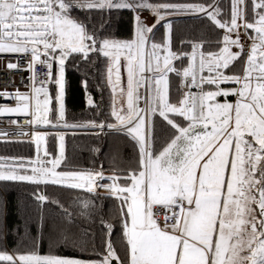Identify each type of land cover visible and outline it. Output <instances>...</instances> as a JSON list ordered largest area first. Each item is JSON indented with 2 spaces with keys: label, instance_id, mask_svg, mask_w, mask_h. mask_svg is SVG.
<instances>
[{
  "label": "snow or ice",
  "instance_id": "obj_1",
  "mask_svg": "<svg viewBox=\"0 0 264 264\" xmlns=\"http://www.w3.org/2000/svg\"><path fill=\"white\" fill-rule=\"evenodd\" d=\"M123 11L132 24L126 39L92 23L95 14L110 20ZM183 16L207 20L222 38L181 41L191 51L173 50L175 18ZM3 56L10 57L8 72L29 73V91L0 92V100L16 101L0 106V122L25 118L29 132L21 127L18 134L30 135L35 155L0 157V264H264V0H229L227 6L221 0H0ZM100 58L109 110L90 94L86 104L106 119L70 123L68 66L78 71L80 63ZM38 66L45 71L37 72ZM81 87L87 93L86 77ZM7 122L18 125L15 118ZM61 129L122 134L134 149L131 166L114 167L113 156L107 175L103 164L71 167ZM9 135L0 129V142H10ZM89 151L98 155L101 149ZM10 183L35 186L41 206L59 205L41 186L82 190L89 194L78 198L88 219L102 194L114 198L116 223L100 217L103 250L95 251L93 236L96 258L59 254L87 251L88 230L75 239L65 209L67 227L50 228L47 252L43 214L36 235L25 233L30 249L9 252L7 238L18 233L7 225Z\"/></svg>",
  "mask_w": 264,
  "mask_h": 264
},
{
  "label": "trees",
  "instance_id": "obj_2",
  "mask_svg": "<svg viewBox=\"0 0 264 264\" xmlns=\"http://www.w3.org/2000/svg\"><path fill=\"white\" fill-rule=\"evenodd\" d=\"M176 3H196L205 2V0H171ZM229 0H221L222 6H227ZM228 10L227 7L224 8ZM173 34V50L183 49L185 52H190V47H185L181 41L195 40H216L222 38V30L215 29L207 20L194 19L192 17L183 16L176 17ZM92 23L99 30L101 24L104 25L103 32L105 34L113 33L116 38L126 39L131 35L132 24L130 13L123 11L120 13L113 12L111 19L104 16L101 19L99 14H95ZM162 29L157 33L159 40ZM93 59H96L93 57ZM103 58L97 60L94 65L79 64L77 71L70 63L66 71V78L70 82V87L66 96V108L68 121H86L94 118L96 109L89 107L86 104L87 95L90 94L95 104L100 105L104 112L109 110V90L105 89L102 83L100 71L103 69ZM87 78V93L81 87L82 78ZM177 82H174V84ZM103 90V91H101ZM103 96V103L101 99ZM99 120H105L104 115L95 116ZM108 122H113L109 120ZM66 155L69 159L71 167L90 168L93 165L99 167L103 164L105 173H110V160L116 156L114 167L127 169L131 165L128 163L135 153L128 139L122 134H112L111 130L105 129L104 132H98V135H93L89 131L84 132H66ZM23 141V142H17ZM29 140H10V142H0V157L6 158H33L35 155L34 144ZM56 141L50 135L48 138V146L52 149ZM90 147H98L101 149L98 155H94L89 151ZM41 189L49 197V200L59 201V205L53 203H45L42 206L35 200L33 192L35 186L27 183H10L7 186V225L8 229L18 227L16 235H9L6 241L7 250L11 252L14 248H19L20 252H25L30 249V239L26 237V231H30L31 236L36 235V228L39 217L43 214L45 218L44 235L45 240L42 246V251H48L47 236L50 228L55 226L57 229L67 227L64 223V210L71 213L74 223L71 226V232L74 238L81 239V230H88L89 235L85 237L87 251L84 253L74 252L65 253L59 250V254H69L81 259L96 258L93 249V236L95 237V251L101 252L104 232L101 229L100 217L113 224L116 223L118 211L116 208L117 201L114 198H102L96 201L97 208L93 210L91 219L81 215V207L78 198H88L89 194L82 190L69 191L67 189L49 185L46 189L41 186ZM19 241V243H17ZM118 252L123 255L121 245H117Z\"/></svg>",
  "mask_w": 264,
  "mask_h": 264
},
{
  "label": "built area",
  "instance_id": "obj_3",
  "mask_svg": "<svg viewBox=\"0 0 264 264\" xmlns=\"http://www.w3.org/2000/svg\"><path fill=\"white\" fill-rule=\"evenodd\" d=\"M20 55V54H16ZM1 59L4 60V65H0V92H15L17 89L20 92H28L29 88L27 87L29 81L27 80V77L29 75L28 72L24 71H11L8 72L6 69V66L9 62L10 57L8 56H3L0 57ZM25 59L27 58H22L20 62V67L24 68L25 67ZM45 69L43 67H37V72L43 73ZM22 77L25 79L22 82ZM14 81V83H9V81ZM10 101H14V103H10ZM16 101L15 100H0V106H15ZM17 119L18 120V125H11L7 121L10 119ZM3 122H0V129L6 130L10 135L8 136V141L10 140H29L30 135H24L20 136L18 133L21 129V127L26 131L29 132V126L27 124V120L23 117H4L2 118ZM96 132H99V130H95ZM157 214L160 215V218L162 219V210L157 209Z\"/></svg>",
  "mask_w": 264,
  "mask_h": 264
},
{
  "label": "crops",
  "instance_id": "obj_4",
  "mask_svg": "<svg viewBox=\"0 0 264 264\" xmlns=\"http://www.w3.org/2000/svg\"><path fill=\"white\" fill-rule=\"evenodd\" d=\"M142 15L145 16V17H147V16H148V13H147V12H144ZM148 23H149V24L152 23V19H151V17L148 18ZM174 82H178V81L173 80V83H174ZM113 122H114V120H113ZM84 131H87V130H77V131H75V132H84ZM71 132H73V131H71ZM105 174L107 175V174H109V173H105Z\"/></svg>",
  "mask_w": 264,
  "mask_h": 264
},
{
  "label": "rangeland",
  "instance_id": "obj_5",
  "mask_svg": "<svg viewBox=\"0 0 264 264\" xmlns=\"http://www.w3.org/2000/svg\"><path fill=\"white\" fill-rule=\"evenodd\" d=\"M0 65H4V60L0 58ZM56 130H53V132H55ZM60 131L62 132H71L72 130H65V129H61Z\"/></svg>",
  "mask_w": 264,
  "mask_h": 264
},
{
  "label": "bare ground",
  "instance_id": "obj_6",
  "mask_svg": "<svg viewBox=\"0 0 264 264\" xmlns=\"http://www.w3.org/2000/svg\"><path fill=\"white\" fill-rule=\"evenodd\" d=\"M10 103H14V101H10Z\"/></svg>",
  "mask_w": 264,
  "mask_h": 264
}]
</instances>
